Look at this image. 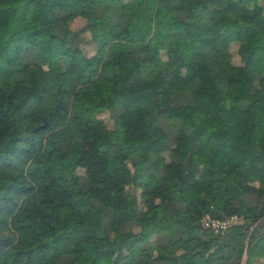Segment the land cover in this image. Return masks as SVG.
<instances>
[{"label":"trees","instance_id":"obj_1","mask_svg":"<svg viewBox=\"0 0 264 264\" xmlns=\"http://www.w3.org/2000/svg\"><path fill=\"white\" fill-rule=\"evenodd\" d=\"M114 257L264 261V0H0V264Z\"/></svg>","mask_w":264,"mask_h":264},{"label":"rangeland","instance_id":"obj_2","mask_svg":"<svg viewBox=\"0 0 264 264\" xmlns=\"http://www.w3.org/2000/svg\"><path fill=\"white\" fill-rule=\"evenodd\" d=\"M78 23L79 24L77 26H79L81 22L79 21ZM235 47L236 46L234 44H232V47H231L232 52H234ZM232 60L234 63H239V60L236 56H233ZM49 65H50V59H46L44 61V66L48 67ZM99 117L106 120L108 125H110V127H112V121L110 120L109 114L107 112L100 113ZM112 136L115 139H120V140H126L128 138V135L122 129H113ZM89 137H90V131L87 128L81 127V128H78L77 130H75V132H73L72 134L60 136L59 140L62 143H65V142L72 140V139H78V140H81L84 143H86L88 141ZM87 144L88 143H86V146H87ZM79 224H84V225L91 224V220L89 218L80 219ZM117 260H118V258L114 257L109 264H116ZM259 262H260V264H264L263 259H262V261H259ZM254 264H259V263L255 262Z\"/></svg>","mask_w":264,"mask_h":264},{"label":"built area","instance_id":"obj_3","mask_svg":"<svg viewBox=\"0 0 264 264\" xmlns=\"http://www.w3.org/2000/svg\"><path fill=\"white\" fill-rule=\"evenodd\" d=\"M237 222V215H232L230 217H212L210 214H205L201 219L202 226L212 229L215 233H223Z\"/></svg>","mask_w":264,"mask_h":264}]
</instances>
